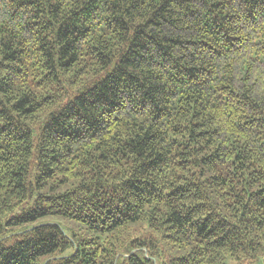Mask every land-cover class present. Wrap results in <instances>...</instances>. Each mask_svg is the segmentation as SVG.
Listing matches in <instances>:
<instances>
[{"label":"trees","instance_id":"1","mask_svg":"<svg viewBox=\"0 0 264 264\" xmlns=\"http://www.w3.org/2000/svg\"><path fill=\"white\" fill-rule=\"evenodd\" d=\"M263 248L264 0H0V264Z\"/></svg>","mask_w":264,"mask_h":264},{"label":"rangeland","instance_id":"2","mask_svg":"<svg viewBox=\"0 0 264 264\" xmlns=\"http://www.w3.org/2000/svg\"><path fill=\"white\" fill-rule=\"evenodd\" d=\"M45 222H56L59 223L60 225H62L67 232L71 235L75 232H77L78 234H86V228L84 226H82L81 224H78L76 222H72V221H68L65 218L62 217H58V216H47V217H42L40 219H38L37 221H35L33 224H41V223H45ZM228 264H244L241 263L235 259H229ZM256 264H264V248L256 262Z\"/></svg>","mask_w":264,"mask_h":264}]
</instances>
